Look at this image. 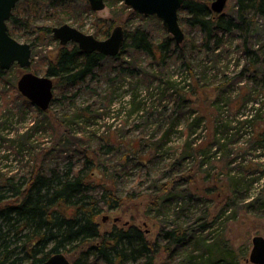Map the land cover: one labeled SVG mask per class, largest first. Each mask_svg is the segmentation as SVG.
Returning <instances> with one entry per match:
<instances>
[{"label":"rangeland","instance_id":"rangeland-1","mask_svg":"<svg viewBox=\"0 0 264 264\" xmlns=\"http://www.w3.org/2000/svg\"><path fill=\"white\" fill-rule=\"evenodd\" d=\"M213 1L210 0V6ZM109 2L107 0L106 7L99 11L80 8L82 10L69 16L65 23L99 39H105L116 26L122 25L126 33L143 28L156 42L168 35L176 43L172 34L165 32L162 27V19L156 15L141 14L122 0H117L114 4ZM236 4V0H228L221 14H234L237 10ZM182 16L184 18L187 14ZM45 18V15H41L39 22H43ZM110 22H114V26L105 37L101 32ZM181 24L186 34L185 40L199 44L203 42L204 34L198 28L190 27L184 19ZM253 27L249 35L245 30L222 33L224 43L214 53L202 50L192 53L190 62L192 60L198 64L194 67L197 76L184 70L181 58L177 60L164 54V60H155L150 54L127 48L121 58L122 62L104 61L102 67L84 83L72 88L63 84L58 88L54 86V99L47 110L40 109L32 102V105H25L21 101H11L15 93L11 86L18 90L19 77L25 71L46 76L50 57L62 45L59 40H54L32 47L34 67L32 68V64L31 68L23 69L14 65L7 70V79L0 81V179L3 176H14L16 181L22 182L33 171L34 165L45 171L55 169L64 172L72 165L76 170L83 169L89 176L87 179L94 183L91 193L96 198L102 200L101 196L108 187L121 200V205L116 209H109L107 201H101L103 210L98 221L102 237L114 229L135 226L144 232L157 250L152 264H181L184 256L179 249H174L173 245L170 252L166 250V230L175 223L187 224L189 229H198L208 219L205 217L207 212L210 218L208 222L213 221L226 201L223 200V195H219L220 190L210 181L217 180L216 176L220 175V168L225 164L220 157H212V165L218 167L206 175L203 171L206 166L201 169L197 161L196 166L202 173L196 182L203 184L205 181L207 185L211 184L215 188L214 193L218 194L199 196L197 201L191 202L183 217L174 222L172 220L175 213L172 208L171 211L167 210L166 215L152 208V202L161 194L160 186L170 181L169 174L165 173L161 177L158 171L166 169V164L173 155V149L167 153L164 148L162 157L151 162L158 155L153 142L158 140L168 124L167 117L163 118L162 115L166 108L167 115L174 113L179 123L178 130L175 129L172 133L167 146L180 148L186 138L182 131L191 115H205V121L213 126L212 121L216 123L219 117L226 120H234L235 117L242 119L241 116H245L253 106L263 108L264 111V19L255 17ZM246 36L248 46L255 50L252 55L245 52L243 41ZM14 37L31 44L23 35ZM176 53L179 55L180 50ZM249 61H256V64H251L252 71L247 70L242 78L236 79ZM201 76L204 82L198 83ZM52 79L56 85V79ZM171 80L178 85L175 84L174 89H166ZM195 89L198 94L192 92ZM185 91H188L186 94L189 101L185 109L181 110L182 113L176 112L178 93ZM219 95L223 97L220 102ZM8 98L12 104L5 105ZM2 111L4 112L1 113ZM201 129H197L195 133L199 138L204 133ZM252 130V126H246L242 133H251ZM24 134L29 137L19 139ZM247 137L245 135L233 145L240 154H245L244 140ZM258 155V152L248 153L243 160L245 168L250 166L249 170L255 171L251 174L254 176L261 174L258 168L264 170V157ZM88 158L95 161V164L88 163ZM141 159L146 160V163ZM192 164L188 159L183 170H188ZM191 176L188 175L184 182L190 184L187 180H191ZM220 178L226 180L223 175ZM263 185L264 174L261 182L254 184L250 197H255ZM73 212L72 208L66 210L67 214ZM205 234L210 239L218 234L224 235L235 255L230 264H253L249 260L253 237L264 236V206L256 203L249 209L240 201L234 208L229 207L225 216L219 217ZM89 244L81 248L87 249ZM81 252L78 249L73 254H65L72 261ZM146 261L142 259L140 264ZM95 264L106 263L98 257Z\"/></svg>","mask_w":264,"mask_h":264},{"label":"trees","instance_id":"trees-1","mask_svg":"<svg viewBox=\"0 0 264 264\" xmlns=\"http://www.w3.org/2000/svg\"><path fill=\"white\" fill-rule=\"evenodd\" d=\"M116 1L110 0L109 3L114 4ZM236 3L235 13L226 15L214 12L210 6V0L184 1L179 11L180 21L186 20L190 27L198 28L204 34L203 42L200 44L189 40L181 44L174 43L168 35L156 42L149 32L143 28H137L127 32L121 52L115 57L106 56L97 51L83 52L75 43L60 46L57 53L48 61L46 75L56 79L55 87L58 88L63 84L72 88L84 83L89 76L102 67L104 61L122 62L121 58L128 48L150 54L155 60H164L165 55L170 58L175 57L177 60L181 58L184 70L193 72L197 76L194 67L196 68L198 64L192 60L190 62L192 53H199L201 50L214 53L224 43L222 33L245 30L249 35L254 29L255 17L264 19V0H236ZM80 8L92 9L88 0H20L7 22L8 31L12 36L23 35L31 41L32 47L45 41H54L56 39L52 28L57 24H64L69 16L82 10ZM182 14L187 16L183 18ZM41 15L46 17L43 22H39ZM113 26L114 22H110L101 32L102 35L108 36ZM162 27L165 28L164 24ZM165 32L168 33L166 28ZM243 45L248 55L255 53V50L247 44V36ZM178 50H180V56L176 53ZM255 62L249 61L235 78L240 79L245 71H252L251 64ZM7 74V70L0 68V81L7 79ZM202 77L198 78V83L204 82ZM175 84L178 85L172 80L169 81L166 89L169 87L174 89ZM11 90L15 91L12 102L21 101L25 105H30L31 101L20 94L15 87L11 86ZM186 92L188 91L183 92L184 94L178 93L176 112L185 109L189 101ZM192 92L198 94L196 89ZM227 97L229 98L226 96V99ZM222 98L219 95V102ZM9 100L10 98L5 105L12 104ZM248 101L249 99L246 102ZM167 110L168 108L163 110L162 115L163 118L167 117L168 124L158 140L153 142L158 155L151 162L162 157V149L165 148L167 153L173 149V155L170 162L166 164V169L158 171L161 177L165 173L169 174L170 181L160 186L161 194L157 195L152 202V208L165 215L167 210L171 211L172 208L175 213L172 221L176 222V219L183 217L191 202L197 201L199 196L208 197L212 194L217 196L219 193L224 196L223 200L226 204L212 222H208L210 218L207 212L205 217L208 219L198 229H189L187 224L171 225L165 233V239H168L166 250L170 252L173 245L174 249H179L184 256L181 264H230L234 261L235 255L224 235L218 234L214 239H210L205 232L211 230L219 217L225 216L229 207L234 208L240 201L244 202L249 209L256 203L264 206V187L255 197H250L254 184L261 182L264 170L258 168L261 174L251 175L255 171L251 172L250 166L245 168L243 161L248 153L258 152L259 157H264L263 108L253 106L245 116L244 114L241 116L242 119L235 117L234 120H226L219 117L216 123L212 121L213 126L205 121L207 119L205 115H191L182 131L186 134V138L181 148L167 146L171 141L172 133L175 129L178 130L179 124L174 113L167 115ZM246 126L253 127L251 133H242V129ZM199 128H202L201 132H204L201 138L195 134ZM245 135H248L244 140L245 154H240L233 145ZM22 137L29 136L28 134L20 135L19 139ZM241 156L243 157L239 159ZM212 157H220L225 164L220 168V175L216 176L217 180L210 181L220 190L218 193H214L215 188L211 187V184L207 185L205 181L203 184L196 182L199 174L202 173L196 166L197 161L201 169L206 166L203 169L206 175L212 173V169H217L218 166L212 165L210 160ZM88 159V163L95 164L91 158ZM188 159L192 161L193 166L184 171L183 168ZM141 161L146 163L144 159ZM188 175H192L191 180H187L190 184L184 182ZM221 175L225 176V181L220 178ZM88 177L83 169L76 170L73 165L64 172L55 169L45 171L42 167L38 168L34 165L33 171L31 170L29 176L22 182L16 181L14 176L1 177L0 264H36L47 260L55 253L73 254L78 249L82 252L71 261L72 264H95L98 257L106 264H140L142 259L147 260L143 264H152L157 250L139 228L130 226L127 229H114L105 236H101L98 221V216L103 210L101 201H107L109 209H116L121 205V200H118L114 191L108 187L101 196L102 200L96 198L91 193L94 183L88 180ZM67 208H72L74 212L67 214ZM85 244H89V247L82 249L81 246Z\"/></svg>","mask_w":264,"mask_h":264},{"label":"water","instance_id":"water-1","mask_svg":"<svg viewBox=\"0 0 264 264\" xmlns=\"http://www.w3.org/2000/svg\"><path fill=\"white\" fill-rule=\"evenodd\" d=\"M20 0H0V68L11 69L18 64L23 69L32 66V46L21 42L8 31V20ZM107 0H88L92 10L99 11L106 7ZM124 3L144 15H156L162 19L167 31L180 44L186 34L179 18V11L185 0H123ZM228 0H214L211 8L216 13H223ZM53 36L60 44L66 46L75 43L86 53L94 51L106 56L115 57L126 41L127 33L122 25L116 26L105 39H99L93 34H87L80 29L64 23L52 28ZM54 80L51 76H40L32 71H25L18 79L19 92L42 110H47L54 99ZM106 219V218H105ZM253 246L249 260L253 264H264V236L253 237ZM29 264V263H21ZM36 264H72L63 252L51 255L47 260Z\"/></svg>","mask_w":264,"mask_h":264},{"label":"flooded vegetation","instance_id":"flooded-vegetation-1","mask_svg":"<svg viewBox=\"0 0 264 264\" xmlns=\"http://www.w3.org/2000/svg\"><path fill=\"white\" fill-rule=\"evenodd\" d=\"M107 2V1H106Z\"/></svg>","mask_w":264,"mask_h":264}]
</instances>
